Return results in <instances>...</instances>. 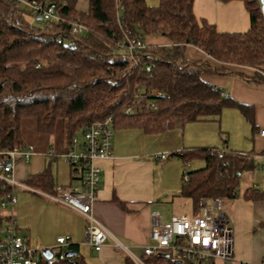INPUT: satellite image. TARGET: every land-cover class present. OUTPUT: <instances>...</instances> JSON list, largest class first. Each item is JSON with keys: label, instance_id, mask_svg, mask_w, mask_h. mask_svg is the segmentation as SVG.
<instances>
[{"label": "trees", "instance_id": "obj_1", "mask_svg": "<svg viewBox=\"0 0 264 264\" xmlns=\"http://www.w3.org/2000/svg\"><path fill=\"white\" fill-rule=\"evenodd\" d=\"M47 1L64 2L66 6L60 12L68 19L83 22L88 30L69 47L58 40L69 30L68 23L41 18L43 24L36 25L29 20L35 15L26 6L12 10L11 0H0V151L29 143L23 133L25 118L34 119L37 131L43 135L55 133L61 125L63 144L57 152L66 150L86 124L108 117H113L114 128L160 133L202 119L219 120L225 108L233 107L254 123L251 105L225 95L202 76L225 67L214 69L209 62L191 61L186 49L192 44L220 62L251 67L255 69L254 80L264 82V16L260 0H243L250 28L242 32L220 31L215 23L198 17L195 0H160L154 6L146 0H122L128 32L160 34L171 42L146 49L157 56L150 71L145 70L144 63L152 58L141 54V64L135 65L128 54L118 49L123 31L117 23L115 0H89L88 10L78 9V0ZM158 91L162 94L158 95ZM137 93L146 94L147 100L133 114H127ZM152 102L153 109L149 106ZM173 154L183 162L180 195L191 198L194 207L203 198H221L225 202L242 195L247 201H264V189L249 186L241 190L242 174L257 165L251 154L214 146L187 147ZM52 161L24 181L56 192ZM196 161L204 164L190 169ZM0 194H10L1 181ZM73 248L70 243L66 252ZM146 261L195 264L180 263L168 253L149 256ZM38 264L48 263L42 259ZM55 264L88 263L76 253ZM124 264L135 263L127 256Z\"/></svg>", "mask_w": 264, "mask_h": 264}, {"label": "crops", "instance_id": "obj_2", "mask_svg": "<svg viewBox=\"0 0 264 264\" xmlns=\"http://www.w3.org/2000/svg\"><path fill=\"white\" fill-rule=\"evenodd\" d=\"M146 1L153 6L159 3V0ZM194 11L198 17L215 23L220 31L242 32L250 28L249 12L243 0H195ZM145 38L150 46L171 44L160 34ZM186 57L209 62L214 69L224 66L223 71L204 72L203 78L224 94L251 105L254 123L238 108L227 107L219 120L202 119L160 133H146L134 127L114 128V156L101 162L102 180L93 207L95 217L111 232L101 250L88 242V222L82 213L27 190L17 193L15 205L5 208L0 205V238L7 226V215L13 211L18 234L33 247L48 248L57 244L58 237L69 236L73 250L88 264H124L128 254L116 248L115 239L142 256L144 245L151 242L153 210L161 212L162 220L176 214L191 215L194 211L192 199L180 195L183 162L174 152L193 146H214L251 154L258 164L264 154V135L260 134L264 129V82L254 80L255 69L220 62L192 44L187 46ZM32 144L39 151L52 147L41 140ZM161 153L167 158H159ZM33 157L28 164L17 163L18 179L25 180L43 171L50 162L46 155L42 163L32 162ZM52 173L57 185L82 188L81 180L72 178L70 166L66 172L52 169ZM241 182L242 191L249 186L264 189V170L244 172ZM224 206L234 229V258L226 263L264 261V201H247L239 195L226 200ZM213 264H225V261L219 259Z\"/></svg>", "mask_w": 264, "mask_h": 264}, {"label": "built area", "instance_id": "obj_3", "mask_svg": "<svg viewBox=\"0 0 264 264\" xmlns=\"http://www.w3.org/2000/svg\"><path fill=\"white\" fill-rule=\"evenodd\" d=\"M12 10L26 6L35 16L47 21L68 23L69 30L59 35V42L74 46L88 30L86 24L81 21L68 19L60 9L66 4L55 1L43 0H11ZM116 19L123 31V38L118 42V49L128 54L135 65H139L141 54L153 60L144 63L146 71H150L155 65L157 56L147 53L150 46L146 35L140 31L131 33L126 30L124 16V4L122 0H115ZM40 63H37V67ZM158 95L162 91L157 92ZM227 95V94H225ZM147 100L144 93H137L133 105L126 112L133 114L138 106H142ZM151 109L155 107L150 103ZM83 141L79 142L74 136L70 146L61 152L53 147L43 151L44 155L61 157L71 167L72 178L80 179L82 188L79 186H57L56 192L46 191L27 184L16 176V165L20 161L27 162L39 150L32 143L15 145L12 148L0 151V181L3 188H9L8 197L1 195L0 205L2 208L15 205L18 200L19 190H27L41 196L70 206L87 219V239L92 247L101 250L111 236L109 229L94 215L93 207L102 180L101 162L113 158V134L114 119L108 117L104 120H95L86 124L83 128ZM264 135V129L260 131ZM166 159L167 155H158ZM255 169L264 170V154ZM7 226L4 235L0 238V264H38L44 259L48 264H55L67 256L66 250L71 243L69 236H60L57 244L48 248H36L29 244L26 238L17 232V221L14 212L7 215ZM150 240L144 245L143 255L138 256L118 239H115L116 248L123 249L135 264H149L146 258L149 256L170 253L176 259L195 264H213L221 259L226 262L234 258V229L230 217L224 209L221 198H203L199 206L194 208L191 215L176 214L169 221H163L161 212L153 210L150 217ZM49 249L51 256L46 257L44 251ZM245 264H264L261 262H247Z\"/></svg>", "mask_w": 264, "mask_h": 264}, {"label": "rangeland", "instance_id": "obj_4", "mask_svg": "<svg viewBox=\"0 0 264 264\" xmlns=\"http://www.w3.org/2000/svg\"><path fill=\"white\" fill-rule=\"evenodd\" d=\"M78 1H79L77 4L78 9L88 10V8H89V1L88 0H78ZM159 2H160V0H159ZM115 8H116V4H115ZM29 20L36 25L43 24V21L40 20L38 18V16H31L29 18ZM23 133H24V137H25L27 142L33 143V142H36L37 140H41L42 142L45 141V143L48 145H52V147H54V148H58L63 144L61 125H59V127L55 133L49 134V135H43L37 131L36 122L34 119L25 118V120L23 121ZM75 136L77 137L79 142L83 141V131L82 130L77 132V134ZM210 145H214V144H210ZM43 158H44L43 151H39L36 155H34V157L31 161L32 162L38 161V162L42 163ZM47 159L48 160L53 159V161H52V169L53 170L56 171L58 169L59 171H65V172L68 171L69 165L61 157H59V156L58 157H52V156L47 155ZM24 163L28 164L27 162H24ZM200 163L204 164L202 161L193 162L190 166V169L199 168ZM19 191H21V190H19ZM224 209H225V206H224ZM225 211H226V209H225ZM170 219H171V217L170 218H163V221L170 220Z\"/></svg>", "mask_w": 264, "mask_h": 264}, {"label": "water", "instance_id": "obj_5", "mask_svg": "<svg viewBox=\"0 0 264 264\" xmlns=\"http://www.w3.org/2000/svg\"><path fill=\"white\" fill-rule=\"evenodd\" d=\"M260 3H261L262 13H263V16H264V0H260ZM39 19H41V17H39ZM76 253H77V252L74 251V250H69V251L66 252L67 256H72V255H74V254H76ZM44 255H45L46 257H50V256H51V251H50L49 249H46V250L44 251ZM168 256H171V254L168 253ZM178 262L181 263L182 261H181V260H178Z\"/></svg>", "mask_w": 264, "mask_h": 264}]
</instances>
